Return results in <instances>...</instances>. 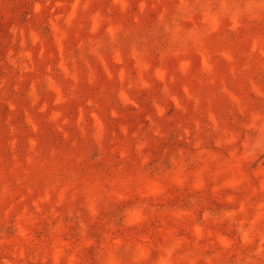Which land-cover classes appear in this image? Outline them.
<instances>
[{
  "label": "clouds",
  "instance_id": "1",
  "mask_svg": "<svg viewBox=\"0 0 264 264\" xmlns=\"http://www.w3.org/2000/svg\"><path fill=\"white\" fill-rule=\"evenodd\" d=\"M0 264H264V0H0Z\"/></svg>",
  "mask_w": 264,
  "mask_h": 264
}]
</instances>
